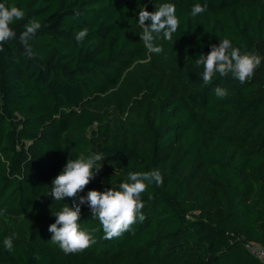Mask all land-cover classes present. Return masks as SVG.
Wrapping results in <instances>:
<instances>
[{"label":"trees","instance_id":"1","mask_svg":"<svg viewBox=\"0 0 264 264\" xmlns=\"http://www.w3.org/2000/svg\"><path fill=\"white\" fill-rule=\"evenodd\" d=\"M0 3L26 12L13 25L17 39L0 52V151L20 212L29 211L68 160L81 156L104 159L80 196L119 190L130 172L159 170L163 177L162 186L153 184L142 196L144 221L120 238L103 239L98 219L81 206L79 224L96 239V251L65 255L28 232L13 240L11 252L0 236V264H262L243 244L264 243V60L244 84L229 74L207 86L203 66L194 62L223 39L264 57V0H160L158 6H176L180 58L195 82L177 97L149 74L136 113L114 120L85 106L119 82L112 63L133 44L125 32L134 0ZM197 3L207 11L192 17ZM30 19L42 24L30 42L32 59L18 41ZM85 28L87 37L77 43ZM216 86L228 90L226 99L215 96ZM73 124L82 133L96 126L64 137ZM62 141L69 153L59 162ZM100 247L122 255L105 260Z\"/></svg>","mask_w":264,"mask_h":264},{"label":"clouds","instance_id":"2","mask_svg":"<svg viewBox=\"0 0 264 264\" xmlns=\"http://www.w3.org/2000/svg\"><path fill=\"white\" fill-rule=\"evenodd\" d=\"M207 11V5L195 4L190 15L197 17ZM26 19V12L16 6L6 7L0 3V52L4 51L3 45L17 39L13 25ZM138 22L143 29L140 40L143 41L149 53L159 54L163 51L161 46L155 44L158 38L171 42L173 34L180 27L179 18L176 16L174 3H163L154 11L141 10ZM147 22V23H146ZM42 24L35 19L28 20L24 31L18 36L19 43L24 48L26 58L32 59L36 53L31 47ZM88 35V29H82L76 35L77 43H82ZM264 57L255 52H241L233 47L229 39H223L219 45H211L210 51L205 56L201 54L195 60L197 66H203L202 79L205 86L213 84L214 78L226 77L229 74L244 84L250 81L260 67ZM215 96L224 100L229 93L226 88L216 86ZM104 159L102 154H92L88 158L83 156L68 160L63 170L52 180L51 197L55 201L71 199V206L65 204L61 211L55 214V222L49 225L48 232L51 241L57 244L65 255L78 254L96 243L93 235L82 230L79 224L81 219V206L87 205L91 215L98 219L103 230V239L111 240L120 238L133 230L139 221L143 222L145 216L142 209L145 207L142 196L151 185L162 186L163 177L159 170L147 172H130L127 182L119 184V190L109 188L105 191L90 190L86 196H80L85 188L96 178L102 169L100 163ZM78 198V202H77ZM149 199L152 196L149 195ZM93 232L97 229H93ZM4 248L13 250V238L8 237L3 241Z\"/></svg>","mask_w":264,"mask_h":264},{"label":"rangeland","instance_id":"3","mask_svg":"<svg viewBox=\"0 0 264 264\" xmlns=\"http://www.w3.org/2000/svg\"><path fill=\"white\" fill-rule=\"evenodd\" d=\"M160 0H134V15L126 29L132 41V46L115 62L112 63L119 73L118 84L99 96L95 101L86 104V108L94 114L107 113L110 119L125 117L127 114L136 113L142 101V81L149 74L157 75L163 86L169 89L174 96H186L195 79L189 78L185 72V64L181 61L180 50L182 43L175 33L171 42L158 38L155 44L161 46L163 51L159 54L149 53L140 40L143 29L138 22V14L141 10L152 12L158 8ZM147 23V22H146ZM95 124L80 132L74 124L63 136H78L89 133L95 128ZM69 148L61 142L58 158L62 162L68 155ZM5 156L0 151V236L14 239H23L28 232H33L37 238L53 251L62 252L57 244L51 241V233L48 227L55 222V214L59 204H72L71 199L55 201L52 199L51 182L42 189L39 197L35 199L26 214H22L17 206L15 194L10 190L11 183L7 177ZM192 217V216H189ZM97 245L81 252L90 254L96 251ZM122 250L116 247L104 249L100 247L97 252L105 259L122 255Z\"/></svg>","mask_w":264,"mask_h":264},{"label":"built area","instance_id":"4","mask_svg":"<svg viewBox=\"0 0 264 264\" xmlns=\"http://www.w3.org/2000/svg\"><path fill=\"white\" fill-rule=\"evenodd\" d=\"M244 247L247 249L250 255L257 258L262 264H264V243H252L245 242Z\"/></svg>","mask_w":264,"mask_h":264}]
</instances>
